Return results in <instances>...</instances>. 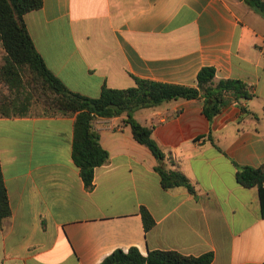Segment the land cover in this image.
Returning a JSON list of instances; mask_svg holds the SVG:
<instances>
[{
  "label": "crops",
  "instance_id": "crops-1",
  "mask_svg": "<svg viewBox=\"0 0 264 264\" xmlns=\"http://www.w3.org/2000/svg\"><path fill=\"white\" fill-rule=\"evenodd\" d=\"M24 22L48 69L82 95L133 87L135 78L196 87L199 71L213 66L218 80L248 82L254 97L212 121L203 99L134 113L153 127L163 165L194 193L162 187L160 162L126 114L94 123L110 159L95 169L92 190L72 157L75 116L0 117L12 209L0 264H100L131 247L264 264L259 190L236 178V165L264 168V18L246 0H44ZM143 207L156 222L149 232Z\"/></svg>",
  "mask_w": 264,
  "mask_h": 264
},
{
  "label": "trees",
  "instance_id": "trees-1",
  "mask_svg": "<svg viewBox=\"0 0 264 264\" xmlns=\"http://www.w3.org/2000/svg\"><path fill=\"white\" fill-rule=\"evenodd\" d=\"M246 3L264 18V0H246ZM44 0H0V43L5 55L0 67V82L10 92L24 94L11 98L0 85V117L30 116L32 101L39 98L46 108L44 116H75L72 157L80 169L86 189L94 188L95 169L106 164L110 155L100 143V134L94 123L98 118H113L126 114L134 138L148 147L160 164L156 171L161 185L169 190L186 187L194 193L190 180L180 171L163 165L166 154L153 137V127L142 125L134 118L141 109L156 108L166 102L185 99H203V112L212 121L231 104L254 97L248 82L240 79H217L213 66L203 67L197 76V86H182L135 78V86L113 89L104 86L101 95L92 98L70 90L52 73L37 51L24 22V16L43 7ZM237 181L246 188L257 187L264 217V168L236 165ZM12 214L8 190L0 159V229ZM144 228L151 231L156 222L150 212L141 210ZM214 253L188 256L174 250H154L146 256L137 247L127 251L117 249L100 264H212Z\"/></svg>",
  "mask_w": 264,
  "mask_h": 264
},
{
  "label": "rangeland",
  "instance_id": "rangeland-1",
  "mask_svg": "<svg viewBox=\"0 0 264 264\" xmlns=\"http://www.w3.org/2000/svg\"><path fill=\"white\" fill-rule=\"evenodd\" d=\"M4 51H3V48L1 47L0 45V67L4 64V60H3V57H4ZM0 85L3 87V90L8 93L10 95L11 98H16V97H19V98H23L25 95L24 94H18V93H15V92H10L8 90V88L0 82ZM46 108L43 104V101L39 98H35L33 101H32V105L29 109V114L31 116H43L46 114ZM49 116V115H48Z\"/></svg>",
  "mask_w": 264,
  "mask_h": 264
}]
</instances>
